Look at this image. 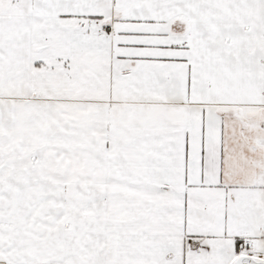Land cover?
I'll return each instance as SVG.
<instances>
[{"label":"snow or ice","instance_id":"obj_1","mask_svg":"<svg viewBox=\"0 0 264 264\" xmlns=\"http://www.w3.org/2000/svg\"><path fill=\"white\" fill-rule=\"evenodd\" d=\"M0 264H264V0H0Z\"/></svg>","mask_w":264,"mask_h":264}]
</instances>
